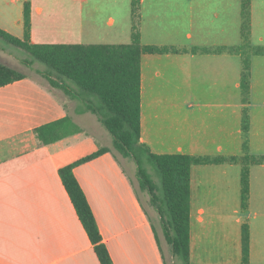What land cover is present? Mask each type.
<instances>
[{"label": "crops", "instance_id": "0c3cea01", "mask_svg": "<svg viewBox=\"0 0 264 264\" xmlns=\"http://www.w3.org/2000/svg\"><path fill=\"white\" fill-rule=\"evenodd\" d=\"M139 1L142 45L167 50L141 57L140 142L157 155L264 157V55L251 58L245 101L244 53L227 51L243 45L242 0ZM27 2L32 44L53 33L71 36L55 24L54 0L51 6L48 0H0V29L23 39ZM132 3L74 0V45L129 44ZM249 43L264 48V0H251ZM4 49L0 45V62L13 67L6 61L13 53ZM24 74L0 88V264H100L59 170L113 141L81 100ZM67 116L81 132L41 145L36 130ZM123 159L106 153L77 166L75 177L114 264H167L153 214L160 222L159 216L149 194L136 188L137 165ZM242 168L241 162L192 167L190 264H241L244 226L250 264H264V164L250 167L247 209Z\"/></svg>", "mask_w": 264, "mask_h": 264}, {"label": "trees", "instance_id": "16d2710c", "mask_svg": "<svg viewBox=\"0 0 264 264\" xmlns=\"http://www.w3.org/2000/svg\"><path fill=\"white\" fill-rule=\"evenodd\" d=\"M140 1L133 0V30L129 44L120 45H67L32 44L31 7L24 9L25 35L19 39L0 29V38L10 46L25 51L30 58L21 62L29 69L36 63L37 69L53 88L67 96L81 100L86 111L96 115L99 122L113 138L112 147H102L81 160L59 170L63 185L73 203L77 215L87 232L100 264H114L103 242L99 226L87 197L75 177L74 169L93 161L106 153L120 154L137 165V178L142 190L150 196V203L157 212L162 232L171 254L182 264H190L191 238V172L194 165L242 163V207L247 209L250 198V167L264 164L263 156L245 154L242 158L194 157L189 155L153 154L140 142L141 138V57L143 53H163L166 49L145 47L138 31ZM243 45L227 51L238 53L249 47V56L243 55L241 86L245 101L250 95L251 58L264 55V48H252L249 43L251 31V0H242ZM21 71L0 62V88L26 79ZM81 132L74 120L67 116L36 130L41 145H51ZM245 139L249 133V116L243 118ZM247 141L244 149L246 151ZM146 163L154 172L151 173ZM158 240V239H157ZM243 259L250 264V239L248 227H243Z\"/></svg>", "mask_w": 264, "mask_h": 264}, {"label": "rangeland", "instance_id": "374dc122", "mask_svg": "<svg viewBox=\"0 0 264 264\" xmlns=\"http://www.w3.org/2000/svg\"><path fill=\"white\" fill-rule=\"evenodd\" d=\"M43 1L45 3L46 0H43ZM48 1H49V5L51 6L52 5V0H48ZM54 1H55V3H54L55 6H54V10H53V18H55V20H56L55 24L59 23V28L61 30L66 31V32H70L69 35L71 34V36L70 37H60L56 33H53V36L48 38V39L38 38L36 44H67V45H74V44L77 43L76 40L72 37V22H73V17H74V0H54ZM67 21H70L71 23L67 24ZM0 45L3 48H5L4 50H6V49L10 50L13 53V57H9V54H7L8 58L6 60L13 67H17L19 69V71H21L23 73H26V74H29V75H32V76L36 77L37 79H39L40 81L44 82L45 84L50 85L36 71L37 69H41L42 70V69L45 68L42 64L36 63L33 69H29L25 65H23L22 62H21V59L23 57L30 58V55L28 53H26L23 50L16 49V48L10 46L6 41H4L1 38H0ZM255 48L256 49H260V47H255ZM10 51H7V52H10ZM248 51H249V47H245L243 49V53L245 54V56H249L250 55V53H249L250 51L249 52ZM242 92H243V90H242ZM101 128L103 129V133L106 135L108 140H110L112 142L113 141L112 136L108 133V131L106 129H104V127L101 126ZM116 156L120 160H124L123 157L120 154L116 153ZM130 162L132 163L133 161L130 160ZM135 166H136V164H135ZM146 166H147L148 170L151 173L154 172V169H153V167L150 164L146 163ZM130 175H131L130 176L131 179L133 180V173H131V171H130ZM135 183H136V188L139 191H141V187L139 185V182L136 179H135ZM153 216H154V222H155V226H156L157 231H158L160 242H161V244L163 245V248H164V255L166 257L167 264H182L181 261H179L178 259H176V258H174L172 256L171 251H170V247H169V245L167 244V242H166V240L164 238L160 222H159V220H158V218L156 217L155 214H153Z\"/></svg>", "mask_w": 264, "mask_h": 264}]
</instances>
